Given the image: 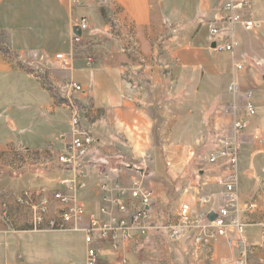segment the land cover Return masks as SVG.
<instances>
[{
    "label": "crops",
    "instance_id": "1",
    "mask_svg": "<svg viewBox=\"0 0 264 264\" xmlns=\"http://www.w3.org/2000/svg\"><path fill=\"white\" fill-rule=\"evenodd\" d=\"M227 1L0 0V36L8 47L0 51V264H86L84 232L17 231L1 217L7 200L16 211L7 194L23 191L16 188L25 175L41 180L34 167L21 166H48L51 153L63 148L70 106L96 138L90 189L78 195L87 216L103 218L96 187L108 171L124 187L134 177L146 181L159 227L176 223L184 204L193 217L224 205L225 189L213 181L223 163L211 164L210 155L233 136L235 121L246 118L249 127L239 137L240 212L250 224L249 264H264L262 212L246 211L253 200L264 210V118L248 117L246 109L254 101L264 113V0L241 12L260 28L246 32L219 22L224 37L215 39L211 24ZM83 18L89 29L75 46ZM231 33L239 42L234 53L212 48ZM208 196L204 207L199 201ZM17 224L28 220L19 214ZM116 243L119 251L103 245L100 264H121V257L128 264H233L240 255L228 237L210 243L211 253L196 250L190 238L172 243L165 231L125 243L119 236Z\"/></svg>",
    "mask_w": 264,
    "mask_h": 264
},
{
    "label": "built area",
    "instance_id": "2",
    "mask_svg": "<svg viewBox=\"0 0 264 264\" xmlns=\"http://www.w3.org/2000/svg\"><path fill=\"white\" fill-rule=\"evenodd\" d=\"M256 0H228L220 10L219 17L211 24V35L215 39L224 37L217 23L230 26L232 29L240 25L246 32L260 28V23L252 18H244L241 12H251ZM77 28L82 33L89 29L87 20L83 18ZM225 43H217L215 51L234 53L239 42L231 33ZM83 37L74 32L73 44L80 45ZM133 52L137 54V48L133 46ZM57 59L65 64L67 58L58 55ZM91 61V59H89ZM242 70V65H237ZM74 91L86 92L81 85L68 86ZM232 90L236 94L237 87ZM70 106V105H69ZM71 132L64 137V146L56 154V165L60 173L58 188L52 190L47 187L27 189L17 193H8V199L14 200L16 211L10 200L3 203L1 209L2 219L17 231L30 229L43 232L81 231L86 234L87 259L86 264H100V252L107 242L112 244L114 251H119L116 243L119 236L124 243L130 242L135 235L147 236L150 232L165 231L171 242H181L192 239L196 250H205L211 253L209 245L220 237H228L231 247L237 249L239 257L233 264H249L247 227L250 225L241 217V196L239 190L240 168L239 137L249 127L246 118H239L234 123L233 136L220 141L214 152L211 153L209 162L221 164L222 171L213 179L214 183L225 189V202L217 211L218 216L214 222L209 221L211 212L202 211L193 217L189 204H184L178 216V221H168L159 227L153 222L154 213L152 204L155 192L149 188L142 177H134L130 187L116 184L105 175L97 185L102 193L101 214L102 219L95 215L87 216L85 204L79 200L81 192L90 189L91 173L89 169V157L96 145L95 136L83 126L79 112L72 106ZM248 117L256 116V109L252 103L247 104ZM54 168V169H55ZM202 206L211 202V197H202L199 201ZM246 211L254 213L262 212V221L258 224L262 229L264 241V210L256 200L246 204ZM20 215L28 220V226L17 224ZM88 218V222H87ZM121 264H128L126 258L121 257ZM192 264H199L194 261Z\"/></svg>",
    "mask_w": 264,
    "mask_h": 264
},
{
    "label": "rangeland",
    "instance_id": "3",
    "mask_svg": "<svg viewBox=\"0 0 264 264\" xmlns=\"http://www.w3.org/2000/svg\"><path fill=\"white\" fill-rule=\"evenodd\" d=\"M238 31H240V29H238ZM5 44L6 43H5L4 38L2 36H0V51L8 52V47ZM253 98H254V93H253ZM253 105L255 106L254 101H253ZM255 109H256V115L257 116H261L262 118H264V113L262 112L263 110L262 109L259 110L256 107H255ZM23 153H24V155L26 157H28L29 154H30L28 152H25V150H23ZM91 154H93V151H92ZM30 155H34L35 156V154H30ZM31 157L33 159L35 158L33 156H31ZM90 159H91V155L89 157V161H90ZM35 160H37V159H35ZM41 160L44 161L45 159L41 158ZM49 160H50V165H48V166H46V162L47 161H45L44 163H36V161H34V162L30 163L29 165H28V161H26L25 164L23 166H21V167H23L25 169L26 168H30L31 166L34 167V170L32 171V173L34 172L36 175H38L41 180H37L36 178L31 177L30 174L27 175V176L25 175V177L22 180L19 181V185H18V187L16 189L24 190V189H28V188L38 189V188H42V187H47V188H50L52 190H55L56 188H58L57 182H58V179L60 178V174H56L54 176H51L52 174L51 175L47 174L49 167H50V169H52L53 166L55 165L56 154L52 152L50 157H49ZM106 173L109 174L110 172L107 171ZM80 195H81V193H79V197H80ZM172 243H174V242H172Z\"/></svg>",
    "mask_w": 264,
    "mask_h": 264
},
{
    "label": "water",
    "instance_id": "4",
    "mask_svg": "<svg viewBox=\"0 0 264 264\" xmlns=\"http://www.w3.org/2000/svg\"><path fill=\"white\" fill-rule=\"evenodd\" d=\"M75 33L79 36H82V31H80L78 28L75 29ZM216 47V43L212 45V48L214 49ZM218 214L215 211H211L208 215V219L211 222H214L217 219Z\"/></svg>",
    "mask_w": 264,
    "mask_h": 264
},
{
    "label": "trees",
    "instance_id": "5",
    "mask_svg": "<svg viewBox=\"0 0 264 264\" xmlns=\"http://www.w3.org/2000/svg\"><path fill=\"white\" fill-rule=\"evenodd\" d=\"M78 53V52H77ZM47 174H52L51 176H54V175H56V174H59V171H57L56 169H52L51 171L50 170H48V172H47ZM50 176V177H51Z\"/></svg>",
    "mask_w": 264,
    "mask_h": 264
}]
</instances>
